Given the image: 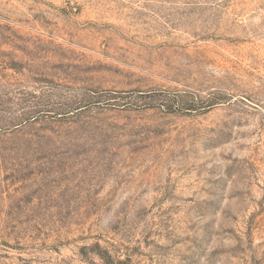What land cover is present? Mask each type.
I'll use <instances>...</instances> for the list:
<instances>
[{
  "label": "rangeland",
  "instance_id": "obj_1",
  "mask_svg": "<svg viewBox=\"0 0 264 264\" xmlns=\"http://www.w3.org/2000/svg\"><path fill=\"white\" fill-rule=\"evenodd\" d=\"M264 264V0H0V264Z\"/></svg>",
  "mask_w": 264,
  "mask_h": 264
},
{
  "label": "trees",
  "instance_id": "obj_2",
  "mask_svg": "<svg viewBox=\"0 0 264 264\" xmlns=\"http://www.w3.org/2000/svg\"><path fill=\"white\" fill-rule=\"evenodd\" d=\"M118 264H122V263H118Z\"/></svg>",
  "mask_w": 264,
  "mask_h": 264
}]
</instances>
